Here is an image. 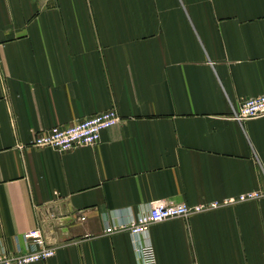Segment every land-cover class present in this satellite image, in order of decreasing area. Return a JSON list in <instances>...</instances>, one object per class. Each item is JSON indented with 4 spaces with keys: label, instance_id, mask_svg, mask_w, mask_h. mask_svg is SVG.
Returning a JSON list of instances; mask_svg holds the SVG:
<instances>
[{
    "label": "crops",
    "instance_id": "1",
    "mask_svg": "<svg viewBox=\"0 0 264 264\" xmlns=\"http://www.w3.org/2000/svg\"><path fill=\"white\" fill-rule=\"evenodd\" d=\"M263 92L264 0H0V260L39 227L22 264H138L105 226L162 200L206 207L149 224L157 264H264V115L230 117ZM110 107L94 144L29 143Z\"/></svg>",
    "mask_w": 264,
    "mask_h": 264
},
{
    "label": "built area",
    "instance_id": "2",
    "mask_svg": "<svg viewBox=\"0 0 264 264\" xmlns=\"http://www.w3.org/2000/svg\"><path fill=\"white\" fill-rule=\"evenodd\" d=\"M264 115V92L254 96L242 98L236 106H232L230 117L243 121ZM119 120L115 108L110 107L94 114L78 119L64 126H55L37 132L29 143L33 146H49L58 150H67L77 145H91L99 140L102 130L112 126ZM258 192H247L239 195V199L258 196ZM206 206L197 204L188 205L186 202L167 203L162 200L150 202L148 208L138 214L132 215L128 222L110 223L105 226V232H113L128 228L133 246L136 250L138 264H157L154 246L150 239L149 224L175 216H186L192 211H200ZM84 219L83 214L79 215ZM28 245L24 251L4 256L0 264H17L46 259L55 252L49 244L41 228L34 227L23 234Z\"/></svg>",
    "mask_w": 264,
    "mask_h": 264
}]
</instances>
